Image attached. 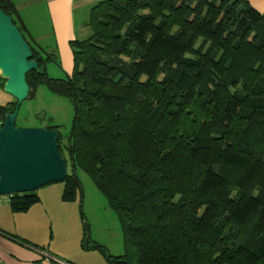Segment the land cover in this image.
Masks as SVG:
<instances>
[{
  "label": "trees",
  "instance_id": "trees-1",
  "mask_svg": "<svg viewBox=\"0 0 264 264\" xmlns=\"http://www.w3.org/2000/svg\"><path fill=\"white\" fill-rule=\"evenodd\" d=\"M0 9L40 58L11 2ZM88 27L70 42V76L26 75L28 97L44 85L75 105L64 146L47 128L70 164L62 201L82 171L117 219L115 264H264V13L245 0H105ZM15 105L0 106V129ZM8 198L13 213L39 202Z\"/></svg>",
  "mask_w": 264,
  "mask_h": 264
},
{
  "label": "rangeland",
  "instance_id": "rangeland-1",
  "mask_svg": "<svg viewBox=\"0 0 264 264\" xmlns=\"http://www.w3.org/2000/svg\"><path fill=\"white\" fill-rule=\"evenodd\" d=\"M90 34L88 30L83 40L88 39ZM36 46L38 47L37 44ZM38 51L48 79L62 80L72 74L74 66L71 48L70 69L68 64L57 59L50 46L39 48ZM6 101L7 96L3 88H0V105ZM73 111V104L68 98L51 93L46 86L40 85L21 103L15 125L17 128L56 127L64 146L71 129ZM66 164L69 172L70 164ZM76 178L80 190L69 202L62 201V182L31 192L39 202L25 212L24 218L30 223V231L33 230L37 235L35 244L55 257L53 259L69 264H115L116 258L123 254L117 219L104 197L82 171H76ZM24 235L27 236L26 233ZM14 241L26 246L23 241ZM17 246L21 245L16 244Z\"/></svg>",
  "mask_w": 264,
  "mask_h": 264
},
{
  "label": "water",
  "instance_id": "water-1",
  "mask_svg": "<svg viewBox=\"0 0 264 264\" xmlns=\"http://www.w3.org/2000/svg\"><path fill=\"white\" fill-rule=\"evenodd\" d=\"M38 60L32 59V51L12 17L0 9V78L5 80L3 91L16 102L14 110L5 114L0 129V196L33 192L63 182L67 175L56 131L15 125L18 109L29 95L26 75L45 73ZM72 172L77 182L73 167Z\"/></svg>",
  "mask_w": 264,
  "mask_h": 264
},
{
  "label": "crops",
  "instance_id": "crops-1",
  "mask_svg": "<svg viewBox=\"0 0 264 264\" xmlns=\"http://www.w3.org/2000/svg\"><path fill=\"white\" fill-rule=\"evenodd\" d=\"M8 1L16 10L35 48L50 46L57 59L68 64L70 69V42L84 41L85 33L90 30V10L105 0ZM245 1L258 12L264 13V0ZM6 96V103L0 106L14 100L8 94ZM24 214L26 213H13L8 196H0V258L5 264H49L55 257L35 244L37 235L33 230L30 231V223L24 218ZM14 240L23 241L26 246ZM16 244L21 246L16 247Z\"/></svg>",
  "mask_w": 264,
  "mask_h": 264
},
{
  "label": "built area",
  "instance_id": "built-area-1",
  "mask_svg": "<svg viewBox=\"0 0 264 264\" xmlns=\"http://www.w3.org/2000/svg\"><path fill=\"white\" fill-rule=\"evenodd\" d=\"M0 264H5L2 259L0 258ZM49 264H69L65 261H61V260H58V259H52Z\"/></svg>",
  "mask_w": 264,
  "mask_h": 264
},
{
  "label": "flooded vegetation",
  "instance_id": "flooded-vegetation-1",
  "mask_svg": "<svg viewBox=\"0 0 264 264\" xmlns=\"http://www.w3.org/2000/svg\"><path fill=\"white\" fill-rule=\"evenodd\" d=\"M37 59H39L38 61H41V60H43V59H42V57H40V58H39V57H37ZM39 63H40V62H39Z\"/></svg>",
  "mask_w": 264,
  "mask_h": 264
}]
</instances>
